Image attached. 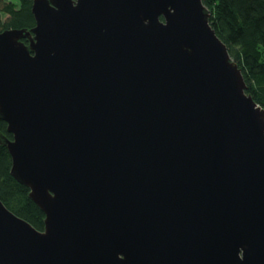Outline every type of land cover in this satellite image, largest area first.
I'll use <instances>...</instances> for the list:
<instances>
[{
	"label": "water",
	"instance_id": "1",
	"mask_svg": "<svg viewBox=\"0 0 264 264\" xmlns=\"http://www.w3.org/2000/svg\"><path fill=\"white\" fill-rule=\"evenodd\" d=\"M0 32V264H264V108L204 0H33Z\"/></svg>",
	"mask_w": 264,
	"mask_h": 264
},
{
	"label": "trees",
	"instance_id": "2",
	"mask_svg": "<svg viewBox=\"0 0 264 264\" xmlns=\"http://www.w3.org/2000/svg\"><path fill=\"white\" fill-rule=\"evenodd\" d=\"M33 0L5 2L0 10V32L35 26ZM211 11V25L243 71L246 92L264 108V0H204ZM2 14L7 15L3 20ZM8 124L0 119V133L9 139ZM12 157L0 145V200L18 217L44 230V213L29 198L30 189L11 176Z\"/></svg>",
	"mask_w": 264,
	"mask_h": 264
},
{
	"label": "rangeland",
	"instance_id": "3",
	"mask_svg": "<svg viewBox=\"0 0 264 264\" xmlns=\"http://www.w3.org/2000/svg\"><path fill=\"white\" fill-rule=\"evenodd\" d=\"M16 2V3H19V0H0V10L3 8L2 6H3V4L6 2ZM2 17H3V20L5 21V19H7L8 17H7V15L6 14H2Z\"/></svg>",
	"mask_w": 264,
	"mask_h": 264
}]
</instances>
